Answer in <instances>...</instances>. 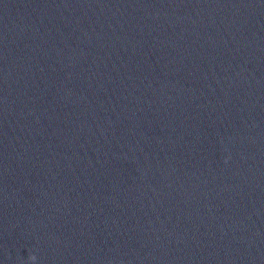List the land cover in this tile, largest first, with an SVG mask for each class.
<instances>
[{
  "label": "clouds",
  "instance_id": "1",
  "mask_svg": "<svg viewBox=\"0 0 264 264\" xmlns=\"http://www.w3.org/2000/svg\"><path fill=\"white\" fill-rule=\"evenodd\" d=\"M30 259L34 261L36 259V257L35 256H31Z\"/></svg>",
  "mask_w": 264,
  "mask_h": 264
}]
</instances>
